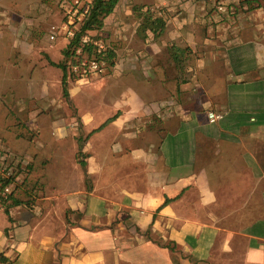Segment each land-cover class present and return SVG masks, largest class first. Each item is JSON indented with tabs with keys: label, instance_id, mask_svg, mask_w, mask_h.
Segmentation results:
<instances>
[{
	"label": "crops",
	"instance_id": "0c3cea01",
	"mask_svg": "<svg viewBox=\"0 0 264 264\" xmlns=\"http://www.w3.org/2000/svg\"><path fill=\"white\" fill-rule=\"evenodd\" d=\"M260 2L120 0L98 31L118 58L111 69L118 104L109 115L68 110L75 90L68 85L66 99L62 71L48 68L64 48L60 57L56 44L41 50L27 80L40 104L31 117L58 142L42 162L47 179L38 178V191L25 189L31 174L22 159L14 199L22 193L32 202L0 204L4 264H232L238 257L264 264ZM24 4L0 0V44L13 50V37L24 36ZM136 5L152 11L150 24L142 25ZM209 112L224 119L211 123ZM79 116L90 137L82 160Z\"/></svg>",
	"mask_w": 264,
	"mask_h": 264
},
{
	"label": "rangeland",
	"instance_id": "374dc122",
	"mask_svg": "<svg viewBox=\"0 0 264 264\" xmlns=\"http://www.w3.org/2000/svg\"><path fill=\"white\" fill-rule=\"evenodd\" d=\"M27 1L28 4L20 5L19 12V14L26 17V22L23 23L25 25H22L20 28V20L14 23L15 27L23 31L24 36L13 37L12 42H14L15 46L18 44L21 46L18 49L14 46L15 50H13L9 42L3 45L0 44V94L2 96L0 106V145H2L3 150L12 155L17 154L20 160L23 159V161L25 160L29 163V165H26L27 171L30 169L29 174L31 175L30 177L28 176L29 179L26 181L28 184L25 185V189L30 188L32 191H38V178H41V176L44 178L45 176L42 162L50 155H53L58 137L54 135L50 126H40L39 130L35 129L37 118H32L31 115L33 111L37 110V107H40V104L28 92L29 84L27 80L32 78L31 73L36 70L38 66L36 60L43 48L56 44L57 47L52 50L53 56L60 57V50L63 48L65 50L66 47L64 46L68 43L62 36H57L54 41L49 39L52 27L60 26L64 18L57 0ZM261 4L264 5V0ZM132 11L135 14L152 13L150 9H145V7L138 5L134 6ZM14 30L17 32L16 28ZM91 33L96 39L102 38L108 48V52L104 56L107 69L106 74L89 81L79 79L76 75L68 77V85L75 90V94L74 99L69 103L70 106L67 108L68 110L75 109L79 115L85 111H92L100 115L106 112V115H109L117 110L118 104L115 100L119 94V81L111 70L112 66L118 61V58L110 46L112 43L110 38L100 35L98 31H92ZM109 55L111 56L109 57ZM64 58L65 56L59 60V63L63 64V67ZM34 64L35 68H33ZM48 68L50 72L56 74L58 77L62 71L61 68L53 65ZM109 91L114 92V100L108 98L110 97L107 96ZM41 120H45V124H48L52 120V117H41ZM154 120L152 116L151 121ZM74 126L79 128L78 146L80 147V151L78 157L82 160L86 156L83 149H85L90 137L87 136L88 134L82 128L80 116L77 119V124ZM28 128H32V130ZM21 173V170H19L17 175ZM45 178L47 179L46 176ZM21 196L22 193L20 194ZM20 197H15L14 200H17L19 203L32 202L27 196H24V201ZM240 260V257H238V261H231V263L241 264Z\"/></svg>",
	"mask_w": 264,
	"mask_h": 264
},
{
	"label": "built area",
	"instance_id": "2783aa9c",
	"mask_svg": "<svg viewBox=\"0 0 264 264\" xmlns=\"http://www.w3.org/2000/svg\"><path fill=\"white\" fill-rule=\"evenodd\" d=\"M93 0H57L59 9L64 14L60 26H53L49 39L54 41L57 36H62L67 41L66 48L75 42L81 33V27L90 13ZM220 12L228 11L225 6H219ZM92 47V51L89 48ZM107 46L102 38L96 39L91 32H86L80 37L78 44L69 48V54L65 57L66 71L69 77L78 76L79 79L89 81L100 78L106 74L104 56ZM211 123H217L224 119V115L215 112L208 113ZM23 165L15 154H10L0 148V204L8 201L14 195L19 181L17 172Z\"/></svg>",
	"mask_w": 264,
	"mask_h": 264
},
{
	"label": "trees",
	"instance_id": "16d2710c",
	"mask_svg": "<svg viewBox=\"0 0 264 264\" xmlns=\"http://www.w3.org/2000/svg\"><path fill=\"white\" fill-rule=\"evenodd\" d=\"M120 2V0H93L92 1V5H91V10L89 15L87 16V18L85 19L82 27H81V33L79 35V37L76 39V41L73 43H71V45L68 46V48H66L65 50H63V55L65 57H67V55L69 54V48L72 45L78 44L80 37L85 34L86 32H92V31H100L103 27H104V21L105 19L110 16L114 10L116 9L118 3ZM151 14L150 12H148L147 14H139V15H145L144 16V20L142 22L143 26H146L147 24H150L149 20H148V15ZM162 24L159 20H156L154 22V24ZM149 27V26H147ZM163 26H159L158 29L163 28ZM89 51H92V47L89 48ZM184 51H188V49H184ZM108 52V50H107ZM191 53H188L187 55L190 56ZM111 55H109L110 57ZM172 56L173 58L176 60L177 65L181 66V67H185V60L184 61H180L176 58V52H172ZM182 55H180L181 57ZM183 58V57H182ZM188 59V58H187ZM186 59V60H187ZM50 65H53L55 67H59L62 69L63 71V77H62V87H63V94L64 97L66 99H69V90H68V74L66 71V66H65V60H64V67L63 64H56L55 62L49 61ZM116 118H110L109 120H107L104 124H102L99 128H97L96 130H94L92 132L96 133L101 131L102 129H104V127H106L110 122H112L114 119ZM81 166L83 167V169L86 168V165L82 162ZM11 201V202H10ZM20 203L17 200H14V195H11L8 201H2L1 205L6 206V207H10V206H15V205H19ZM7 260L4 259L3 254H0V264H4L6 263Z\"/></svg>",
	"mask_w": 264,
	"mask_h": 264
}]
</instances>
